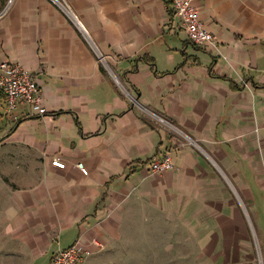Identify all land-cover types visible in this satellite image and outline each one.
Returning <instances> with one entry per match:
<instances>
[{"label":"crops","instance_id":"crops-1","mask_svg":"<svg viewBox=\"0 0 264 264\" xmlns=\"http://www.w3.org/2000/svg\"><path fill=\"white\" fill-rule=\"evenodd\" d=\"M192 1L217 47L169 0H0V61L46 107L0 95V264L76 241L84 264H169L179 229L199 264H259L256 239L264 264V0Z\"/></svg>","mask_w":264,"mask_h":264},{"label":"built area","instance_id":"built-area-1","mask_svg":"<svg viewBox=\"0 0 264 264\" xmlns=\"http://www.w3.org/2000/svg\"><path fill=\"white\" fill-rule=\"evenodd\" d=\"M169 1L180 17L189 39L194 44L217 47V36L206 28L192 0ZM0 95L5 98L8 111H13L23 105L31 113H46L41 87L35 74L17 62L0 61ZM161 120L164 121V119ZM52 164L60 168L66 167V163L59 157L53 158ZM77 166L87 173L82 162H78ZM150 167L152 172L173 170L175 168L174 158L171 154L163 158H154ZM95 244L102 247L97 241ZM92 253V249L76 241L69 247L58 250L53 257L52 264H84Z\"/></svg>","mask_w":264,"mask_h":264},{"label":"rangeland","instance_id":"rangeland-1","mask_svg":"<svg viewBox=\"0 0 264 264\" xmlns=\"http://www.w3.org/2000/svg\"><path fill=\"white\" fill-rule=\"evenodd\" d=\"M6 120L5 117H3ZM182 231L179 229L178 233H174L172 238H156V257L160 258L161 261H165L169 264H199L197 255L195 253L188 254V246L191 244L194 249V239H189L185 242V238H181ZM189 241V245H188ZM258 262L261 264V252L260 246L256 239ZM165 249L168 251L165 252ZM164 264V263H161Z\"/></svg>","mask_w":264,"mask_h":264}]
</instances>
